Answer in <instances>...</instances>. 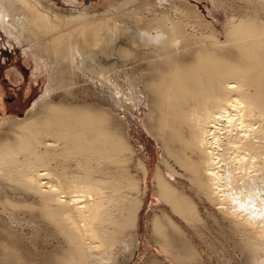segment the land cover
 Wrapping results in <instances>:
<instances>
[{"label": "bare ground", "instance_id": "bare-ground-1", "mask_svg": "<svg viewBox=\"0 0 264 264\" xmlns=\"http://www.w3.org/2000/svg\"><path fill=\"white\" fill-rule=\"evenodd\" d=\"M207 1L228 12L222 31L189 0L69 16L49 0H0L6 43L48 69L24 117L0 119V264L131 257L150 171L115 109L141 106L161 150L153 190L167 208L148 221L159 249L196 263L171 213L205 222L180 176L227 219L247 262L264 264V0Z\"/></svg>", "mask_w": 264, "mask_h": 264}, {"label": "rangeland", "instance_id": "rangeland-1", "mask_svg": "<svg viewBox=\"0 0 264 264\" xmlns=\"http://www.w3.org/2000/svg\"><path fill=\"white\" fill-rule=\"evenodd\" d=\"M122 1L73 0L66 2L65 0H49V4L53 6L55 11L66 14V16L79 14L81 11L89 13V15H95L105 13L109 9L112 12L113 9L109 5L112 2L121 3ZM189 1L192 4H197V8L205 16L206 20L213 21L218 29L223 30L224 23L228 17V12L223 7L216 3L214 5L207 0ZM3 40L4 37L0 32V119L24 117L32 100L42 92L46 85L47 64L41 63L39 64L40 66H36L31 56H27V53L22 50L20 45L11 46ZM85 92L87 91L78 90L75 92V96L77 99L80 97L79 100L83 98L94 99L93 97H86ZM95 101L99 100L95 99ZM115 111L118 116L125 119L130 139L137 148L140 157L147 163L150 171V177L147 180L148 191L144 198L143 207L138 214L136 225L139 243L129 259L125 260V252H121L118 256V262L120 264H145L147 258L155 257L164 264H180L165 256L150 236L148 227V221L153 209L157 212L160 207L167 208L166 205L159 203L153 190V174L156 164L159 162L161 150L154 138L146 133L141 124L142 106L139 109H132V112L123 110L121 107H117ZM174 177L177 184L185 187L187 192L192 194L195 202L197 201V209L205 222L204 225L199 224L195 227L193 225L190 227L180 216L171 213L174 220L185 231L190 244L197 252L196 263L193 260L194 263L197 264L198 260V264H249L244 254L239 249H236L234 241L224 232L223 229L225 226L227 227L228 222L227 219L223 218L221 212H218L217 208L215 209L213 205L209 204L203 198V195L196 194L186 179L180 176Z\"/></svg>", "mask_w": 264, "mask_h": 264}]
</instances>
